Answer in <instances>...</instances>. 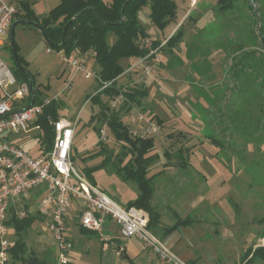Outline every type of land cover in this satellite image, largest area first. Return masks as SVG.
<instances>
[{"label":"rangeland","instance_id":"rangeland-1","mask_svg":"<svg viewBox=\"0 0 264 264\" xmlns=\"http://www.w3.org/2000/svg\"><path fill=\"white\" fill-rule=\"evenodd\" d=\"M201 2L202 3L196 7L195 11L185 19V23L187 24L185 30L189 31V26L200 31L197 30L196 35H193L194 37L192 36L193 38L187 44V47H185L186 53H179L180 55H177L175 60L170 63L168 66L169 69L166 70V73L163 75L161 72L155 74V72L160 69L161 64H159L154 70L152 75L153 77L155 76L159 78V80L149 86V89H152L151 96L153 97L148 98L147 104H149L152 109L157 108L158 106V108H162L166 111L169 106L171 108L175 107L178 103L177 101L185 102L186 97L184 96V93L178 92L175 95L173 93V88L177 89L178 87L179 89L180 86L177 80L180 79L183 81V87H180V90H184L189 84L188 81H192L193 83L197 81L194 74L195 72L201 71V73H203L209 71L208 55L213 48L222 45L221 42L226 38L243 37L245 40V38L249 36L250 44L248 46L245 44H242L243 46H234V51L237 53H235V58L231 59V55L229 54V56L223 60L222 66L228 68L226 78L227 85L235 86L232 94L233 97L231 98L236 105L232 110L234 114L232 115L235 119V126L233 129L236 131V134L244 139L245 142L246 140L251 142L249 145L250 147L248 148L249 154L247 151L246 153L244 151V156L242 157V152H238L240 156L237 158L245 162L244 165L247 167V171L242 175V179L244 180L243 184L241 183L240 185H243L245 188L247 185H250L251 189H249V193L251 196H254L255 194H258V196H264V187L262 188V185L264 186V48L260 46L255 34L256 22L253 10L250 9L248 0H235L231 10L218 15L217 17L233 18L234 24L231 27V31L230 29H225L227 27L225 24L213 21L212 23L210 22L213 17L211 7L215 3V0H202ZM255 4L260 16V24H262L264 32V0H255ZM246 14H248L250 18L249 32L246 31L245 25L240 24L239 21L241 17H246ZM193 17H197L195 19L197 24H193L196 23L195 20H193ZM18 20L19 18L15 19L13 22H17ZM143 26L150 32L148 36L155 40V42L158 39H164L159 44L164 43L165 48L172 47L166 45L167 39L170 36L168 38L165 36L160 38L162 33L164 35L169 34L172 24L166 26V29L164 28L165 30L163 31L153 24L147 25L143 23ZM185 30H183V34ZM173 33H171V35ZM110 35L108 37L110 39L109 41L112 39ZM183 37L185 36L183 35ZM13 40L17 47V54L24 58L27 71L32 75L35 85H38L36 92L38 97L37 102L44 96L53 97L57 94L56 102L58 115L67 119H76L77 126L75 128L72 149L73 157L71 156L75 169L80 174L82 173L84 175L83 177L86 179L87 177H91L97 188L104 191L119 204L123 205L125 200L120 199L119 194L129 197L132 193L129 184H132L133 182L124 180L117 171L115 164L105 158L109 151L113 150V152H118L120 144L112 137L111 133L108 132V139L105 142L108 152L101 151L97 154L91 155L100 148L95 147L94 145L98 138L94 129V125L97 122H89V118L98 114L101 109L100 105L90 98L98 88L97 80L93 82L91 79H85L83 74L79 73L73 77L72 84L69 88H63L66 78L72 73V69L68 67V64L74 56H65L63 53L50 46L41 29L37 27L25 23H16L14 26ZM47 49H50V51H47ZM237 51H241L242 57L238 56L241 53H238ZM0 53L10 70L13 72L16 65L10 42L1 49ZM160 53L161 63L165 50H161ZM243 58L244 61H242ZM233 59L236 60L233 61ZM86 62H89V65L91 66L89 68L97 73L95 61H93L91 57H88L86 58ZM236 69H239L240 71H237ZM186 70L194 72V77L189 78V80L187 79V81L183 80ZM139 73V70L130 71L129 73L127 72L121 85H127L129 87L133 86L134 83L132 82ZM163 80H166V84H163ZM21 81H23V79ZM21 81H17L12 88L19 86ZM143 83L144 81L142 80L135 85H142ZM180 95H182V97H180ZM173 96H175L177 100L174 99ZM179 97L180 99H178ZM106 99L107 96H101L103 102ZM152 99H154V101ZM20 102L25 104L27 98H24ZM136 110L140 112L143 111L141 108L137 107ZM167 112L168 111L165 113ZM142 113L147 115L144 111ZM182 118L188 120L185 112H182ZM125 121L128 122V119H125ZM168 125V123H165L163 129L160 131L161 134L159 132V134L155 136V147L150 154L157 155L158 158L154 164L152 163L153 165L161 166V163L167 160L163 156L164 152L170 151L171 154H174L171 158L175 159V161H178L180 158L182 159V157L177 155L176 152L185 148L184 144L186 141L181 139V137L175 132H169L168 134L163 135L162 133L169 131L170 127ZM40 139L41 135L38 137L37 131L26 133L20 132L14 135V143L22 146L32 156H36L39 153L38 147L41 142ZM217 143L222 147L227 146L223 139L218 140ZM237 147L240 148V143L237 144ZM197 152V150L194 151V155L197 154ZM222 155L220 158L223 162L225 163V161H229V167L232 168L233 166L234 169L236 165L233 163L234 166L231 163L232 158L227 157L224 154ZM193 157L192 154H189L190 161L194 159ZM105 159L107 161H105L103 166L96 168V170L91 172L90 176L85 175L86 169L90 168L89 166H97ZM239 160H236V162H240ZM248 181L250 183H247ZM177 187L180 188L179 185ZM225 191L232 195L229 204L232 210L238 213L237 221H233L231 224L229 222H227V224L221 222L219 225L220 227L216 226L219 231V234L216 235L210 222L198 225L191 224L181 230H183L186 235L190 236V241L195 245H199L200 241L201 243L203 242L211 245L213 251H215V256L219 258V261H217L216 264H236L239 261L238 257L242 246L240 241L243 239L246 232L253 228L251 225L253 222L249 224L246 221L247 216H258L259 214L264 215V203H252L247 210L244 209V206L241 208L242 210H240V205H236L238 204V201L235 198L237 197L235 195V188L227 187ZM222 192L224 193L223 190ZM115 193H117V196H115ZM226 197L228 198L229 196L226 195ZM22 198L23 197L20 198L18 204L22 203L24 204V207H27V209H24L26 214H28L27 211L29 213L37 212L36 201L34 202L36 199H33L32 195L29 197L30 199L27 203H23V201H21ZM235 201L237 203H235ZM21 205H19V207L23 208ZM239 210L241 212H239ZM38 221L39 220L33 222L24 236L27 248L28 250H38V255L40 257L47 255L49 257L50 254L52 258H54L53 254L57 251L56 241L48 231L43 230V223H39ZM164 221L166 222L168 220L165 219ZM224 225L226 227L225 230L223 228ZM202 233L204 234L202 235ZM259 235L263 236H261V239L256 242V246H263L264 234L261 232ZM88 240H90V242L85 243V241ZM233 240L235 242H232ZM83 241L84 243H81L82 245L75 246L74 249L71 248L81 254V259L74 261L81 264H95V252L93 251H98L100 247L98 239H96L95 235H87L86 240L83 238ZM86 244L90 245L89 252H85L84 250ZM195 248L198 249L197 254L199 255V246H195ZM46 249L47 252L44 253Z\"/></svg>","mask_w":264,"mask_h":264},{"label":"crops","instance_id":"crops-1","mask_svg":"<svg viewBox=\"0 0 264 264\" xmlns=\"http://www.w3.org/2000/svg\"><path fill=\"white\" fill-rule=\"evenodd\" d=\"M59 1L60 0H16V12L12 18V22L15 19L19 18L17 23H22L20 22V20L24 18L26 11H32L37 18L41 19L45 17L48 11L54 6H56ZM104 1L110 2V0ZM174 1L176 3L177 8L175 17L169 23L172 24L170 32L167 35H164L162 33L160 38H163L164 36L168 38L171 33H173L179 26H181L182 29L185 30L187 27L185 19L188 18L191 13L195 11L196 7L200 3H202V0ZM211 8L213 17L210 22L212 23L213 21L225 24L227 26L225 29L231 30V27L234 24L233 18L217 17L218 15H215L213 12V5ZM148 14L149 7L145 6L144 8H142L139 14V20L141 24H152L150 22ZM245 16L246 17H241L239 21L240 24L245 25L246 31L249 32L250 18L248 14H246ZM193 18V20H195L197 17ZM169 24L167 26H169ZM193 24H197V22ZM188 28L190 29L189 31H184L185 37L179 40L174 46L170 48H165L164 45L162 47L161 50H165V53L163 54L162 62L160 63L161 67L155 72V74L161 72V74L163 75L164 73H166V70L169 69L168 66L175 60L177 55H180L179 53L182 52L186 53L185 47H187V44L194 37L193 35H196L198 30L189 26ZM146 33L148 35L150 34L147 29ZM162 40L164 39L156 40L155 44L158 45ZM221 44L222 45L213 48L208 55L209 71L203 73H201V71L195 73L189 70L185 71L183 80L187 81V79L189 80V78L194 77L195 74L197 83H193L192 81L191 83L190 81H188V86L184 90H180V87H183V81L180 79L177 80L180 86L178 85L179 89L178 87L177 89L173 88V93L174 95L178 92L184 93V96L186 97L185 102L177 101L178 103L175 105V107H167V113H165L166 111L162 108H158V106L157 108L152 109V107L147 104L148 98L153 97L151 96L152 89H149V86L151 84L153 85V83H156L159 80V78L155 76L153 77L152 75L151 77H147L143 80L144 83L142 85L144 88H146V93L144 97L141 98L140 103L132 105L135 109L136 107L141 108V110L147 113V116L151 117L154 115L156 118L160 119L161 130L163 129L164 124L168 123L170 129L169 131L162 133L163 135L168 134L169 132H175L178 134V136L181 137V139H184L186 141V143L184 144L185 148L183 150L180 149L178 152H176L177 155L182 157V159L180 158L178 159V161H175V159L171 158L174 154H171L170 151L164 152L163 156L167 160L163 161L161 163V166L153 165L157 160V157L153 164L149 166V175H153V191L150 199V204L152 208L159 214V222L156 227L157 233H155L162 239L164 244L169 247L180 259L184 260L189 264H216V262L219 261V258L215 256V251H213L211 245L205 244L203 242L201 243V241L199 245H195L193 242L190 241V236L186 235L185 232L181 229H184L185 227L190 226L191 224L198 225L210 222L216 235L219 234V231L216 226L220 227L219 225L221 224V222L225 224L229 222L231 224V222L237 221L238 213L234 212L229 204L231 202L230 198H232V195L229 192L225 191L227 187L235 188V195L237 196L235 198L238 201V204L236 205H240V210H242L241 208L243 206L244 209L247 210L252 203H264V196H258V194L256 195L255 193H252L255 194L254 196L250 195V185H247L246 188L243 185H240L241 183L243 184L244 180L242 179V175L243 173H245V171H247V167L246 165H244L245 162L237 158L238 156H240L238 152H242L241 156L243 157V152H248V148L250 147L249 145L251 142H249L248 140H246L245 142L244 139H242L238 134H236V131H234L233 129V127L235 126V119L232 110L236 107V105L233 100H231V98L233 97L232 94L235 86L227 85L226 78L228 68L222 66L223 60H225L229 56V54L231 55V59L235 58L236 52L234 51V46H243L242 44L248 46L250 44L249 36L245 38V40L243 37L226 38L221 42ZM237 52L241 53V51ZM241 55L242 53L238 56L242 57ZM84 57L88 58L90 56H87L85 54ZM234 60L236 59H233V61ZM133 61L134 58H129L127 60H124L123 64L127 67ZM242 61H244V58ZM87 66L91 67L89 65V62L87 63ZM236 70L240 71L239 69ZM126 73L127 72H125L124 70V72L117 77V85L122 86L121 83L123 82L122 80L126 77ZM91 81L94 82L96 81V79ZM96 82L98 86V80ZM164 83L166 84V80H163V84ZM173 97L174 99H176L175 96ZM180 97H182V95H180ZM180 97L178 99H180ZM152 100L154 101V99ZM20 104L21 106H25V104H22L21 102ZM127 111L122 108H120L119 111V116L124 124L126 123L125 119H128ZM182 112L186 113L188 120L182 118ZM59 118L64 117L59 116ZM71 121L76 122V119ZM76 126L77 125L75 124V128ZM14 135L16 134H12L10 136V139L13 143ZM97 139L94 143L95 147H98L96 144ZM222 139L224 140V143L226 142V147H222L219 143H217L218 140ZM239 143L240 148L237 147V144ZM72 149L73 139L71 144V156L73 157ZM196 150L198 152L194 155V151ZM189 154H192L194 156V159L192 161H190L189 159ZM222 154L232 158L231 163H234L236 165L234 169L233 166L232 168L229 167V161H225V163L223 162V160L220 158ZM236 160H239L240 162H236ZM94 166L96 165H91L89 167L91 168ZM247 183L250 182L248 181ZM129 185L132 192L129 197H126L123 194H119V198L125 200L123 205H126L128 201L134 199L138 194V188L135 183ZM178 185L180 186V188L177 187ZM263 187L264 186L262 185V188ZM222 190L224 191V193L222 192ZM31 195L33 196V199H37L40 193L38 190H34L24 196L22 198L23 200L21 201H23V203L29 202V197ZM226 195L229 197L227 198ZM115 196H117V193H115ZM235 203L237 202L235 201ZM21 204L19 203L17 205V208H20L19 205ZM21 207L25 209L24 204H22ZM240 210L239 212H241ZM80 212V202L74 199L70 212V221L67 230V238L72 243L71 248L74 249L75 246H79L81 243H84L83 238H85L86 240L87 235H95L96 239H98L100 244L98 251H93L95 252V264H130V260L135 264H168L166 262L160 261L156 257V255L150 249L144 247L138 239L122 238L118 227L110 218H106L103 225V232L107 237V242H103L96 232L87 230L78 225L77 220ZM263 217L264 215L260 214L258 216H247L246 221L249 224L253 222V224H251L253 228L252 230L247 231L242 239L243 241H240L242 246L240 249V255L238 257L239 261L236 264H242L244 258L249 253V251L257 247L256 242L261 239V236H263H260L259 234L261 232L262 234H264V224L258 223V220ZM165 219L168 221L165 222ZM185 219L189 220L188 223L178 225L169 232L164 231L165 227L175 224L178 220ZM38 222L43 223L42 228L44 230V220ZM223 228L224 230L226 229L225 225L223 226ZM203 234L204 233H202V235ZM86 242L89 243L90 240L85 241V243ZM232 242L235 241L233 240ZM119 244L123 245L125 248L124 252L121 255L116 254V246ZM194 245L199 246V255L197 254L198 249H196ZM84 247L85 252H89L90 245L86 244ZM72 249L71 251H69V259L70 262L76 263L74 260L81 259V254L78 251ZM33 251L38 255V250L33 249ZM45 252H47V249L44 251V253ZM250 254L248 255V257L250 256ZM54 255L55 254H53V256ZM256 264H264V261L259 260Z\"/></svg>","mask_w":264,"mask_h":264},{"label":"built area","instance_id":"built-area-1","mask_svg":"<svg viewBox=\"0 0 264 264\" xmlns=\"http://www.w3.org/2000/svg\"><path fill=\"white\" fill-rule=\"evenodd\" d=\"M15 1L0 0V52L7 44L9 28L16 12ZM141 43L147 50L146 54L134 59L125 68V72L140 71L132 82L134 84L152 75L160 64V52L164 45H156L155 40L148 35L141 39ZM68 65L72 73L66 78L63 88H69L73 77L79 73L85 79L99 80L97 73L87 66L84 56H74ZM16 82L0 53V264H11V249L15 245L13 229L8 225L10 212H14L17 217L25 216L24 208H17V204L21 197L34 190L40 193L35 200L36 211L44 218V230L56 241L55 264L70 262L69 251L72 246L67 238V230L74 199L81 205L78 225L96 232L103 242H107L103 225L105 219L110 218L122 238L138 239L160 261L189 264L148 227L149 215L144 209L119 204L75 169L71 158L75 121L46 115V123L53 132V142L49 148L40 142L37 156L30 155L11 141L10 136L20 132L37 131L40 136L39 119L52 100L57 98V94L53 97L44 96L37 103L21 106L20 100L30 95V88L27 83L12 88ZM101 83V89L111 84L109 81ZM127 87L122 85L117 94L107 99L110 110H119L128 104L124 93ZM127 112L128 122L125 125L130 136L146 139L159 134L161 126L155 119L132 105ZM107 139V124L104 122L100 126L97 142H106ZM124 250L123 245L116 246L117 255H121Z\"/></svg>","mask_w":264,"mask_h":264},{"label":"trees","instance_id":"trees-1","mask_svg":"<svg viewBox=\"0 0 264 264\" xmlns=\"http://www.w3.org/2000/svg\"><path fill=\"white\" fill-rule=\"evenodd\" d=\"M234 1L215 0L213 4L214 14L220 15L231 10ZM145 6L149 7L150 22L160 30H163L176 15L177 6L174 0H110V2L104 0H60L56 6L48 11L45 17L39 19L32 11H26L22 19L37 23L36 27L41 29L47 43L65 56L77 55L81 57L86 54L95 61L99 78L98 88L90 98L98 103L101 109L98 114L89 118V122H97L94 125L97 135L100 126L106 122L108 132L120 144V149L118 152H113V150L108 152L105 142H97V146L100 148L91 155L101 151L108 152L105 158L115 164L120 176L126 181L135 183L138 194L126 205L144 209L149 215L148 227L156 232L159 214L150 204L153 175H149V166L157 158V155L150 154L155 147V136L146 139L130 136L126 125L119 116L120 109L110 110L107 105V99L121 90L116 79L126 68L123 61L129 58L136 59L147 52L142 46L141 39L148 34L139 20L140 11ZM249 7L252 10L250 4ZM68 22L70 23L66 28L64 38H62L63 28ZM259 32L264 36L262 24L259 25ZM109 35L112 38L111 41H109ZM183 35V29L179 26L167 39L166 45L174 46L182 39ZM9 42L8 34L7 44ZM259 44L264 48L260 42ZM14 46L16 52L17 47L15 44ZM16 58L17 63L15 62L16 66L13 71L16 80L21 81L23 79L21 83L28 84V75L32 79L33 89L32 92L30 90V95L27 97L25 103L27 106L37 102L38 85H35L32 75L27 71L24 58L17 52ZM105 81H109L111 84L101 89V82ZM124 93L128 104L122 109L127 111L131 105L140 103L141 98L146 93V88L143 85L134 84L127 87ZM102 95L107 96L104 102L101 100ZM32 99L33 102L31 103ZM46 115H50L54 119L59 118L56 99L52 100L39 119L41 123L40 140L49 148L53 142V132L46 123ZM151 118L161 124V120L154 115ZM106 159L99 165L86 169L85 175L90 176L91 172L105 164ZM87 180L94 185L91 177H87ZM27 213L23 217H17L11 211L9 215L8 225L12 227L15 236V245L11 249V264H55V260L50 254L49 257L48 255L40 257L33 250H28L24 236L34 221H42L44 218L38 212L29 213L27 211ZM188 221V219L178 220L175 224L165 227L164 231L169 232L178 225L188 223ZM258 223L264 224V217L258 220ZM259 260L264 261V245L250 250L242 264H256ZM66 264L77 263L68 262ZM130 264L135 263L130 260Z\"/></svg>","mask_w":264,"mask_h":264},{"label":"water","instance_id":"water-1","mask_svg":"<svg viewBox=\"0 0 264 264\" xmlns=\"http://www.w3.org/2000/svg\"><path fill=\"white\" fill-rule=\"evenodd\" d=\"M249 1V4L250 6L252 7V10H253V14H254V17H255V22H256V28H255V33L259 39V42L261 43V45L264 46V36L259 32V25H260V16H259V13H258V9H257V6L255 4V1L254 0H248ZM20 22L22 23H27V24H31V25H35L37 26L38 24L35 23L34 21H30V20H25V19H22L20 20ZM17 22H12L11 26H10V31H9V38H10V42H11V46H12V50H13V54H14V60L15 62L17 63V58H16V52H15V46H14V40H13V32H14V26L16 25ZM70 22H68L67 24H65L64 28H63V34H62V38H64V34H65V31H66V28L67 26L69 25ZM63 41V40H62ZM28 86L32 92V89H33V84H32V79L30 77V75H28ZM33 102V99L31 101V103Z\"/></svg>","mask_w":264,"mask_h":264}]
</instances>
